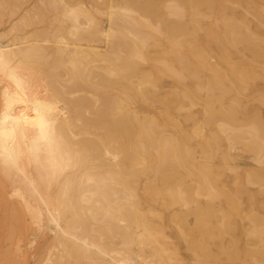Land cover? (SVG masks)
Returning <instances> with one entry per match:
<instances>
[{"label": "bare ground", "instance_id": "1", "mask_svg": "<svg viewBox=\"0 0 264 264\" xmlns=\"http://www.w3.org/2000/svg\"><path fill=\"white\" fill-rule=\"evenodd\" d=\"M0 28L2 264H264V0H0Z\"/></svg>", "mask_w": 264, "mask_h": 264}, {"label": "rangeland", "instance_id": "2", "mask_svg": "<svg viewBox=\"0 0 264 264\" xmlns=\"http://www.w3.org/2000/svg\"><path fill=\"white\" fill-rule=\"evenodd\" d=\"M0 36H1V28H0ZM1 37H2V38H1ZM1 37H0V38L2 39V41H6V40H8V38H5L4 35H2ZM2 255H3V257H2ZM21 257H22V256H21ZM22 258H23V257H22ZM22 258H20L19 260H20V261H23ZM1 259H2V260H5V257H4V254H3V253H0V260H1ZM2 260L0 261V263L3 262ZM5 263H6V262L4 261L3 264H5ZM17 263L20 264L21 262L18 261ZM1 264H2V263H1Z\"/></svg>", "mask_w": 264, "mask_h": 264}]
</instances>
